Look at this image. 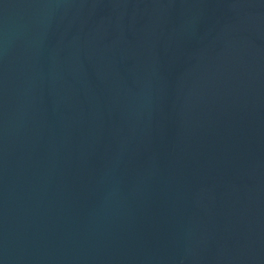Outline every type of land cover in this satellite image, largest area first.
Segmentation results:
<instances>
[{"label": "water", "instance_id": "obj_1", "mask_svg": "<svg viewBox=\"0 0 264 264\" xmlns=\"http://www.w3.org/2000/svg\"><path fill=\"white\" fill-rule=\"evenodd\" d=\"M0 264H264V0H0Z\"/></svg>", "mask_w": 264, "mask_h": 264}]
</instances>
